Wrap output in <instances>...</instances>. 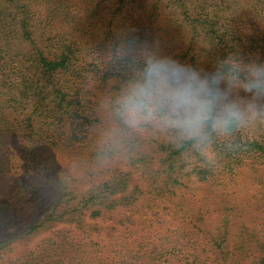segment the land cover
<instances>
[{
  "label": "trees",
  "instance_id": "obj_1",
  "mask_svg": "<svg viewBox=\"0 0 264 264\" xmlns=\"http://www.w3.org/2000/svg\"><path fill=\"white\" fill-rule=\"evenodd\" d=\"M143 1L94 0L83 12L91 14L94 27L90 29L80 21L81 28L73 34L54 24L41 29L27 0H0V181L13 180L11 195L24 199L35 195V189L23 187V178L31 173V167L44 168L39 160L44 154L51 160L54 153L62 152L94 163L98 157L116 154L121 146L128 163L141 175L130 187L129 175L117 174L80 190L83 182L68 168L57 171L62 173L55 180L57 197L40 223L27 227L26 234L39 231L45 224L72 226L76 222L75 229H83L84 235L78 239L75 232L62 229L52 236L40 253V261L47 264H133L129 260L141 252L137 240L132 244L120 242L125 240L124 232H109L108 238H99L96 232L101 233V228L91 223L84 226V217L94 220L126 211L144 215V210L158 217L154 208L161 206L170 211L165 210L157 222L163 223L161 218L167 216L186 218V213H181L184 203L174 205L172 194L182 193L195 182L224 181L245 165H264V117L250 120L227 137L213 135L203 145L179 140L165 131L140 137L120 120L114 136L96 134L102 123L95 98L102 96V89L115 84V92L121 97L146 56L158 52V56L170 57V47L157 44L163 39L162 32L167 31L164 25L159 26L165 9L177 16L174 22L179 31L185 28L179 45L183 47L172 56L181 62L202 72L215 70L225 57L264 62V0H233L238 7L230 3L224 16L219 9H211L207 0H151L149 11ZM58 2L65 8L71 6L69 0ZM9 7L17 12L9 13ZM142 13L149 21L136 23ZM129 16L132 25L125 22ZM12 18L18 20V28L9 23ZM14 52L19 57L15 65L7 59ZM10 210L8 200L0 194V222ZM126 228L131 230L130 225ZM7 244L0 242V251ZM256 247L251 264H264V240ZM157 249L161 250L157 245L149 249L147 264L158 263L153 262ZM209 251L216 256L212 260L216 264H244L239 261V248L224 246L222 259ZM196 257L188 264H200Z\"/></svg>",
  "mask_w": 264,
  "mask_h": 264
},
{
  "label": "rangeland",
  "instance_id": "obj_2",
  "mask_svg": "<svg viewBox=\"0 0 264 264\" xmlns=\"http://www.w3.org/2000/svg\"><path fill=\"white\" fill-rule=\"evenodd\" d=\"M232 1L207 0V5L211 9H219L221 16H224L230 3L238 7V4L232 3ZM27 2L37 14V19L40 21L38 26L41 29L54 24L55 27H63L75 34L78 28H81L80 21L86 22L90 29L95 25L91 14L83 13L87 7L89 9L92 7L94 0H69L71 6L66 8L62 4L59 6L58 0H47V2L27 0ZM141 4L147 11L150 10L151 0L143 1ZM106 10L102 13H105ZM165 10L159 26L164 25L167 31L162 32L163 39L159 40L157 44L161 47V43L169 46L170 57H172L183 47V45H179L184 39L185 28L179 31L174 22L177 16L175 13L170 15V9ZM7 11L15 13L17 9L9 7ZM147 21L149 18L143 14L136 23H146ZM125 22L132 25V18L129 16ZM9 23L18 28L17 19L12 18ZM169 33L172 35L169 36ZM171 37H173L172 40L168 42L167 40ZM14 48L17 50V46L14 45ZM156 55L158 56V52ZM7 59L15 65L18 63L19 57L15 56L14 52L8 54ZM11 64L7 65L11 66ZM4 69L6 70V68ZM113 85L115 84L102 89V96L95 98L96 106L101 112L102 123L101 130L96 134H103L106 138L114 136L120 124L115 113L120 97L115 92ZM159 131L161 130L148 126L142 131L134 133L140 137L148 138L157 136ZM162 134L163 131H161ZM112 142L114 141L108 143ZM39 160L44 168L36 170L35 167H31V173L23 178L24 188L35 189V195L30 196L29 199L11 195V190L14 188L12 179L7 178L0 181V194L6 197L8 207L11 209L3 215L5 218L0 222V242L8 243L0 251V264H47L45 261H40L42 257L40 253L52 236H56L62 229H67L70 234L75 232L78 239L84 235L83 229H75L76 222H73L72 226L61 223L45 224L39 226V231L26 234L27 227L34 223L39 224L44 213L47 212L46 209L57 197L58 187L55 180L58 175H62V173L56 174L57 171L68 168L73 177L86 183V185L80 184V190H88L92 184H98L117 174L129 175V187L130 184L133 186V183L139 181L141 177L140 173L128 163V159L122 153L121 146L116 154L98 157L94 163L83 162L74 155L62 152L54 153L51 160L44 154L39 157ZM65 179L69 180L68 177ZM172 197L175 198L174 205L177 206L179 201L184 203V207L181 209L184 212L181 211V213H186L185 215L188 217L178 216L173 219L171 216H167L161 218L163 223L157 222L158 217L165 214V210L169 212L170 209L164 210L161 206L159 208L156 206L154 209L157 210L155 213L158 217L153 216L150 212L146 213L145 210L143 211L144 215L141 212L126 211L123 215H105L94 220L86 215L84 226H87L88 223L97 224L101 228V233L96 232V236L99 238H108L109 232L116 235L124 232L125 240H119L120 242L127 241L132 244L137 240L141 252L138 258L129 260L128 263L147 264L150 262L149 249L152 245H157L161 250L157 249L156 260L153 261L158 262L156 264H188L194 257L197 259L196 256L199 257L200 264H216L212 262L216 256L212 255L209 250H213L215 254L219 255V259H222L220 251L224 246L239 248L241 253L239 261L251 264L257 244L264 240V165L257 167L245 165L235 170L224 181L192 183L182 193L172 194ZM129 216L132 217L128 218ZM124 220L126 223L123 222ZM127 225H130L131 230L126 228ZM168 249L173 250V254L160 252ZM137 250L140 249L137 248Z\"/></svg>",
  "mask_w": 264,
  "mask_h": 264
},
{
  "label": "clouds",
  "instance_id": "obj_3",
  "mask_svg": "<svg viewBox=\"0 0 264 264\" xmlns=\"http://www.w3.org/2000/svg\"><path fill=\"white\" fill-rule=\"evenodd\" d=\"M116 116L131 132L151 126L196 145L213 135L227 137L264 117V62L225 57L215 70L202 72L174 57L146 56Z\"/></svg>",
  "mask_w": 264,
  "mask_h": 264
}]
</instances>
